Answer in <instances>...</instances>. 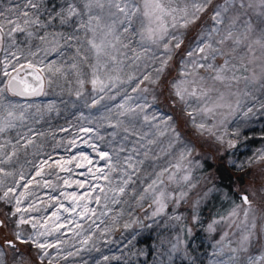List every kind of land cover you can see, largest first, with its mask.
I'll use <instances>...</instances> for the list:
<instances>
[{
    "label": "rangeland",
    "instance_id": "rangeland-1",
    "mask_svg": "<svg viewBox=\"0 0 264 264\" xmlns=\"http://www.w3.org/2000/svg\"><path fill=\"white\" fill-rule=\"evenodd\" d=\"M24 2L25 0H0V9L14 7L16 4H23ZM248 2L249 0H245V3ZM253 2L256 5L259 4V0H253ZM63 3L64 0H43V5L49 8L52 5L59 6ZM214 3L222 4L224 0H214ZM239 4L240 0H236L235 14L229 13V15L241 17V23H238V27H242L243 21L251 23L253 32L250 40L254 41L259 37L261 29H264V18L257 15L258 7L240 9ZM26 10L35 11L33 9ZM41 20L47 22L46 13L41 15ZM211 25V10H209L202 16L197 25L187 30H179L185 33V42L188 37L187 34L195 31L192 41L190 40L187 44V49H182L179 52L182 58L195 39L205 28L210 29ZM33 30L35 31V29ZM44 31V29H40L38 34H43ZM47 31L70 33L72 29L61 26L57 20L53 26H49ZM17 35L21 41H24L23 34L18 33ZM81 35H83V31H81ZM22 46L25 54H27L28 46L26 44H22ZM37 46H41L40 41H32V51H36ZM253 47L258 59L248 65L249 71L245 72L244 75L251 77L255 72L256 76L259 77L261 53L257 46L254 45ZM243 50L246 51V49ZM121 51L127 50L122 49ZM162 52L163 49H160L157 54ZM74 53L75 48L73 47L67 49L65 57L58 58L56 53L45 56L43 51L39 52L37 57L29 56L33 62L43 57L45 64L56 59L58 64H64L63 72L67 75L57 74L52 77L51 83L45 79L44 94L39 100L24 101L7 97L15 103L30 105V107L27 108V119L22 124L18 122L17 128L5 134L6 138L15 144L16 155L12 158L11 164L1 166L24 169V162H30L25 159L26 153L29 151L40 153L43 163L47 161L44 172L45 166L34 168L35 171L28 174L31 183L25 187L26 190L23 192L30 194L25 196L28 199L27 202L24 197L21 205V207H28L27 203L32 200L31 197H43L42 201L34 206L38 210L23 213L26 218L32 217L34 219L21 225L22 235L27 239L37 231H45V228L39 225L33 229L32 223L35 220H41L42 223L47 220V228L51 234L40 236L39 240L47 241L50 244L54 243L55 246L44 250L49 253V256L44 257L41 261V250L29 243L34 248L37 261L45 264H48L49 259H51L52 264H112L135 256L143 259L147 253L146 246L144 244L137 246L136 242L149 238L150 244L147 249L151 251L152 255L146 264H192L193 260L197 264H209L210 260H226L233 255L230 249L239 248L242 235L249 230L253 233V241L249 251H238L236 255L239 256L243 264H246L249 255H259L264 251V218L259 214L264 209V160L257 158L264 154V108L261 107L264 104V88H261L258 82L246 84L241 79L239 82H231V87H226L224 84L209 79L208 83L210 85L214 83L216 90L209 93L211 99L207 103L208 107L213 108V112L207 115L201 113L197 116V121L205 123L210 129V131L202 133L192 125L190 118L185 113L183 104H181L183 116H175L176 110L166 113L153 106L149 109V113H159L157 111L159 110L173 118L169 123L174 124L180 135V140L175 138L170 129L161 135L155 128H150L147 125L139 128L141 133H148L144 143L148 139H153L155 143L146 144V148L149 150L147 158L143 155L144 148H140V155L138 156L133 153L137 160H144L145 162L138 166L140 171L133 174L132 182L127 185L125 192L117 197L120 203H112L110 200L106 202L103 198L104 193L96 188L92 199L88 202L89 208L96 209L95 215L88 213L81 218V208L68 212L63 210L64 208L72 209L73 201L70 197L61 195L62 192H75L77 196H83L95 185L107 190L110 185L108 180L102 178L105 173L111 177L113 184H119L121 173L119 171L109 172L108 162L101 159L97 155V151L112 154L114 149L119 146L118 141L126 135L120 130L114 140L111 133L118 130L110 127L109 124L114 123L118 118L119 109L116 105L123 102L125 90H127V95L134 96L131 87L135 85L136 81L128 84L126 83L128 77L132 75L141 79L143 75L149 73L155 76L154 68L160 66L159 61L143 58L136 62L139 65L138 68L136 65L129 67L131 61L126 60L123 70L118 73L120 79L116 81V86L112 87L111 81H106L108 87L101 92L98 87L96 90L93 89L89 67L81 64V71L84 73L81 77H78L76 72L68 67L73 62ZM128 55L131 56L132 53L128 52ZM4 56L5 53L0 51V60ZM149 56H151L150 53ZM223 60L224 57L218 56L214 63L220 65ZM2 67L0 65V69ZM180 71V61H177L174 67L172 60L169 61L163 87H154L146 81L141 85V88L147 87L149 89L144 95L150 98L156 92H162L166 89V94L170 96L172 82L169 87L168 79L172 74L178 80L183 79L180 76ZM45 75L47 76V73ZM112 75L115 76L117 73ZM199 76L207 78L210 73L201 69ZM79 78L85 81L83 87L78 82ZM5 79L2 71H0V81ZM188 79H192V77L189 76ZM78 92L80 93L79 96L77 95ZM221 93L224 94L225 98L219 103L223 106L215 107L217 97ZM245 93L248 94L245 95ZM112 96H115V99H109ZM174 99L176 102L178 101L175 97ZM238 101L239 103H237ZM192 103L194 106H203V103L199 105L195 101ZM249 108L252 109L251 112L248 111ZM119 119H125V117H119ZM179 121L181 125H179ZM252 128L253 135H250L247 131ZM160 129L164 130L163 124L160 125ZM189 129L192 131V135L189 137L193 142L182 132ZM25 134H27V138L32 140V143L28 144L27 147H22L21 145L27 143L26 139L21 138ZM135 139V136H131L129 140L124 141L126 148L131 149L133 147L132 141ZM17 140L19 143H16ZM229 141L235 146L230 147ZM0 143H3L2 139H0ZM12 144L5 148V152L11 153L13 151ZM93 145H95L96 150L93 149ZM185 145L190 149V155L181 159V152L184 151ZM135 147L139 148L140 146L136 144ZM208 147L209 149H207ZM225 147L231 150V153L226 157L228 166L235 171L246 170L248 180H245L242 185L240 183L238 193L242 195L241 197L245 195L249 197L251 207L241 203L235 204L233 208L228 204V207H225L228 209L227 211L224 212V209H221L217 216L208 221L207 217L211 211L206 201L208 202L209 195L214 188L211 185L213 176L212 173H209L205 177V174L201 172L202 162L209 161L208 154L210 152L206 150L213 149L216 154L224 156L226 155ZM127 154V152H121L120 156L124 157ZM83 156H87L88 160H84ZM89 160L91 163L88 162ZM66 161H70V163H66ZM113 161H115V156H113ZM77 163L83 166L77 167ZM122 163L123 161H121V165ZM121 165H117V168L119 169ZM61 167L65 170L62 171ZM89 169H92V172H89ZM97 169H101V172H97ZM7 171L13 174L0 178L3 180V183H0V189L11 187L12 180L16 177L14 169ZM37 171H41L40 176L36 175ZM56 172L61 173V176L56 177ZM160 173L163 175L159 176L156 189L145 193L144 189L152 180L157 179ZM93 174L101 178L96 179ZM185 176H189L187 181L184 180ZM65 179L69 180L70 186L64 184ZM44 181L49 182L48 186H45ZM75 181L83 182L84 187L80 188ZM203 186L204 189H202ZM161 192L164 193L162 197L160 196ZM97 195L101 197L99 204L95 202ZM108 195L111 197L113 193L109 192ZM141 196L144 199H141ZM158 198L163 204V210L154 215L160 208V204L156 202ZM105 204H107L106 207H104ZM145 205L147 207H144ZM218 208L222 207L219 206ZM57 209H59L61 217L57 223H67L65 227L54 231L52 230L54 218H51V213ZM246 209L249 210L247 218L244 215ZM234 210L236 215H230ZM102 212L106 214L101 215ZM15 220L16 217H12L14 224ZM214 221H217L214 224L215 230L210 232L208 226ZM253 223H255V228L252 227ZM77 224L82 227H77ZM193 229L198 231L196 237L192 234ZM15 231L12 234L14 241ZM225 233L227 236L221 243V237H224ZM257 238H259V242ZM85 239H87V243H84ZM2 243L0 242V246H3ZM173 245L176 246V250H173ZM216 248H223V256L213 255Z\"/></svg>",
    "mask_w": 264,
    "mask_h": 264
},
{
    "label": "snow or ice",
    "instance_id": "snow-or-ice-1",
    "mask_svg": "<svg viewBox=\"0 0 264 264\" xmlns=\"http://www.w3.org/2000/svg\"><path fill=\"white\" fill-rule=\"evenodd\" d=\"M235 7L236 0H224L222 4H216L214 0H64L63 4L59 6L52 5L49 8L43 5V0H25L23 4L18 3L14 7L0 9V51L5 53L4 58L0 60V65L3 66L0 71L6 78L0 81V139L3 140V143H0V165L11 164L12 158L16 155L15 144H12V141L7 139L5 134L17 128L18 122L22 124L27 119V108L30 107V105L25 106L15 103L7 97L9 95L27 97L44 94L45 79H48L51 83L53 76L57 74L67 75L63 72L64 64H58L56 59L45 64L43 57L33 62L29 59V56L37 57L38 53L43 51L45 56L56 53L58 58L65 57L67 49L74 47L73 62L68 67L74 70L78 77L84 75L81 71V64L89 67L93 89L96 90L98 87L101 92L108 87L106 81H111L112 87L116 86V81L120 79L118 73L123 70L126 60L131 61L129 67L136 65L138 68L137 61L150 58L159 61L160 66L154 68L156 75L145 74L141 79H137L136 76L132 75L128 77L126 83L132 84L133 81H136L135 85L131 87V92L137 93V95H127V90H125L123 102L116 105L119 109L118 118L114 123L109 124L110 127L118 130L111 133L114 140L120 130L126 135L118 141L119 146L114 149L112 154L97 151V155L108 162L109 172L119 171L121 173L119 184H113L111 177L105 173L102 178L109 181L110 187L107 190L95 185L92 190L83 196H77L75 192L61 193V195L70 197L73 201L72 209L64 208L63 210L68 212L81 208V218L88 213L96 214V209L88 207V202L92 199L96 188L104 193L103 198L106 202L110 200L112 203H120L117 197L125 192L127 185L132 182L133 174L140 171L138 166L143 165L145 162L144 160H137L133 153L138 156L140 155V148H144L143 155L147 158L149 150L146 148V144L155 143L153 139H148L144 143L148 133H141L139 128L147 125L150 128H155L161 135L170 129L175 138L180 140V135L174 124L169 123L173 120L171 116L163 112L149 113V109L153 108L157 97L153 95L152 103H148V98L143 93L148 92L149 89L147 87L141 88V85L146 81L154 87H163L166 69L169 61L173 59V50L175 49L176 54H179L185 45V33L179 31L180 29L187 30L197 25L202 16L211 10V28H205L195 39L192 46L184 53V58L180 61V76L183 79L174 80L171 83V95L184 105L186 115L198 131L201 133L210 131L205 123L197 121V116L201 113L207 115L213 112V108L208 107L207 103L211 99L209 93L216 89L214 83L211 85L208 83L209 79L224 84L226 87H231V82H239L243 79L246 84L248 82H258L260 87L264 88V29H261L257 39L251 41L250 37L253 32L251 23L243 21L242 27H238V23H241V17L239 15H229ZM256 7L259 8L257 15L264 18V0H259L258 5L253 0H249L248 3H245V0H240V9ZM26 9L35 11L29 12ZM45 13L47 14V22L41 20V15ZM57 20L61 26L71 28L72 32L47 31L49 26H53ZM40 29L45 30L43 34H38ZM81 31H83V35H81ZM18 33L23 34L24 41L20 40ZM34 40H39L42 46H37L36 51H32V41ZM22 44L28 46L27 54H25ZM254 45L259 48L261 53L259 57L261 66L259 77L256 76L255 72L251 77L244 75L245 72L249 71L248 65L258 59L255 56ZM122 49L127 51H121ZM160 49H163V52L158 55ZM243 49H246V51ZM128 52H131L132 55L129 56ZM149 53L151 56H149ZM218 56L224 57L223 63L220 65L214 63ZM201 69L210 73V76L207 78L199 76V70ZM13 73L15 74L13 75ZM45 73H47V76ZM113 73H117V75L114 76ZM28 76H31V80L28 79ZM189 76L192 79H188ZM78 82L83 87L84 79L79 78ZM247 94L245 93V95ZM77 95L79 96L80 93L78 92ZM224 98V94L221 93L217 97L215 107L223 106L219 101H223ZM109 99H115V96L109 97ZM193 101L197 102L198 105L203 103V106H194ZM261 107L264 108V104ZM248 111L251 112L252 109L249 108ZM119 117H125V119H119ZM141 121L142 123H140ZM154 121L156 123H153ZM161 124L164 125V130L160 129ZM29 131L31 130L29 129ZM131 136H135L136 139L132 141L133 147L128 149L124 141L129 140ZM21 138L27 140L26 144L21 145L22 147H27L28 144L32 143V140L27 138V134ZM16 143H19V140ZM9 144H12L13 148L11 153L5 152V148ZM136 144H139L140 147H135ZM229 146L234 147L235 145L229 141ZM92 147L96 150L95 145ZM121 152H127L128 154L121 157ZM187 155H190V149L185 145L184 151L181 152V159H184ZM113 156H115V161H113ZM257 158L264 160V154ZM83 159L88 160V157L83 156ZM121 161H123L122 165ZM88 162L91 163L90 160ZM44 163H47V161ZM66 163H70V161H66ZM117 165H121L119 169ZM76 166L82 167L83 165L77 163ZM61 170L65 169L61 167ZM88 171L92 172V169ZM97 172H101V169H97ZM12 174L4 167H0V178ZM36 175L40 176L41 171H37ZM93 175L95 176V174ZM161 175L163 173L158 174L157 179L152 180L144 189L145 193L156 189ZM21 178L23 179V174H21ZM95 178L100 179L101 177L95 176ZM188 179L189 176L184 177V180L187 181ZM0 183H3L2 179H0ZM29 183L31 181L26 182L24 186L27 187ZM75 183L80 188L84 187L83 182L75 181ZM44 184L48 186L49 182L44 181ZM64 184L70 186L69 180L65 179ZM109 192L113 193L111 197L108 195ZM29 194L21 192L17 196L15 189L9 187L4 191L0 200L8 204L15 200V210L10 213V217H16L15 241H18L21 245L31 243L40 249V258L43 261L44 257L49 256V253L44 250L55 246L54 243L50 244L47 241L39 240L40 236L51 234V231L47 228V220L43 223L41 220H35L32 223L33 229H36L39 225L44 227L45 231H37L27 239L24 238L22 229H20L21 225L34 219L32 217L26 218L23 213L38 210L32 204H29L28 207H21L24 197ZM163 195L164 193L161 192L160 196ZM140 198L144 199L143 196ZM242 199L244 204L249 205L250 208L251 201L249 197L245 195ZM100 200L99 195L95 196L97 204ZM81 201L83 203H80ZM156 202L160 204V208L157 209V213H154V215L163 210V204L159 198ZM106 206L107 204L104 205V207ZM61 207L63 206L61 205ZM105 214L101 213V215ZM248 214L249 210L246 209L244 211L245 218L248 217ZM230 215H236L235 210ZM51 218H54L52 230L58 231L66 226L67 222L57 223L61 219L59 209L51 213ZM215 223L217 221L208 226L210 232L215 230ZM7 226L5 221L0 220V227ZM77 227L82 226L77 224ZM252 227L255 228V223ZM226 236L227 233L224 237H221V243ZM257 240L259 242V238ZM252 241L253 233L249 230L242 235L239 248L230 249L233 255L226 260H210L209 264H243L236 253L238 251L248 252ZM84 243H87V239L84 240ZM173 250H176L175 245H173ZM223 254V248H216L213 252V255L217 257L223 256ZM69 255H72V253H69ZM0 264H30V256L21 251L13 240H5L3 246H0ZM48 264H52L51 259H49ZM192 264H197V262L193 260ZM246 264H264V251L259 255H249Z\"/></svg>",
    "mask_w": 264,
    "mask_h": 264
},
{
    "label": "trees",
    "instance_id": "trees-1",
    "mask_svg": "<svg viewBox=\"0 0 264 264\" xmlns=\"http://www.w3.org/2000/svg\"><path fill=\"white\" fill-rule=\"evenodd\" d=\"M13 5V4H11ZM232 15L235 14V10H232L230 12ZM199 28V27H198ZM195 31L193 30L192 32H190V34H187L188 37L186 39L185 45L183 46L182 49H187V44L190 42V40L192 41V37L194 35ZM181 49V50H182ZM173 59H172V66L174 67V64L177 61H181L182 57L179 54H176V50H173ZM230 74V73H229ZM177 81L178 78H175L173 76V74L171 75V77L168 79V83H169V87H170V83L173 81ZM166 89L163 90V94H161V92H156L155 96L157 97V100L154 104V107L160 109V111H164L166 113H169V111L171 110H176L175 111V116H183L182 112H181V102L179 101H175L174 97L171 95L168 96L166 94ZM134 96L137 95V93H133ZM144 95V93H143ZM10 98H14L11 96H8ZM153 97V96H152ZM152 97L148 98V103H152ZM16 99V98H14ZM40 98L37 99H32V100H39ZM18 100V99H16ZM29 101V100H26ZM157 110V109H156ZM158 112H160L159 110H157ZM52 114V113H51ZM72 117V116H70ZM184 118V117H183ZM185 120V118H184ZM68 122V121H67ZM179 125H181L180 121H179ZM179 130V129H178ZM45 132V131H44ZM183 133L186 134L187 137L192 135V131L189 129L188 131H182ZM247 133H249L250 135H253V128L248 130ZM190 139V137H189ZM191 140V139H190ZM192 141V140H191ZM193 142V141H192ZM254 144V141H253ZM209 149V147L207 148ZM226 150V155L221 156L220 154H216L213 149L212 150H206L208 152H210L209 155V161L205 160L202 162V167H201V172L205 174V177L209 174L212 173V180H211V185L213 188V191L211 192V194L209 195V200L208 202L206 201V204H209L210 206V211L209 212V216L207 217V220H211L213 217L218 215V211H220L221 209H224V212L227 211L228 209L225 207H228V204L231 205V207L234 208L235 204H244V202L242 201V195H239L238 193V188L243 184V182L245 180H248V175L246 173V170L241 169L239 171H235L233 170L230 166H228L227 164V158L228 155L231 153V150L227 147H225ZM25 159L29 160L30 162H24V169H17L16 167H12V168H5L6 170L8 169H14L15 170V176L14 179L12 180L11 183V187L15 189V194L18 196L21 192L25 191V184L26 182L29 181V173H33L35 171L34 168L37 167H44L43 172L46 170V166L47 163L44 165L43 163V159H41V155L40 153H33L32 151H29L28 153H26ZM0 167H2L0 165ZM195 170V169H194ZM21 174H23V179L21 178ZM195 175V174H193ZM56 177H60L61 173H55ZM58 179V178H56ZM28 186V184H27ZM9 187H5L3 189H0V197L2 196V194L4 193V191H6ZM205 187L203 186L202 189H204ZM32 200L29 201V203H27V205L32 204L34 206H36L38 203H40L43 199V197H31ZM25 200L27 202L28 199ZM14 205H15V200L12 201L11 204L5 203L3 200L0 201V220L5 221V223L8 225L7 227H0V242H3L5 240H13V232L16 230V225L13 223L12 221V217H10V212L12 210H14ZM246 205V204H244ZM222 207V208H218V207ZM144 207H147V205H145ZM215 208H218L217 210H215ZM259 214L264 218V209H262ZM208 215V214H206ZM25 226V225H24ZM22 228V226H20V229ZM261 228V227H260ZM192 234L196 237L198 235V231H195L193 229ZM17 242V247L21 249V251L26 252L29 256H30V264H45L44 262H38L35 255H34V251H33V247L31 244H24L21 245L19 244L18 241H14ZM2 243V245H3ZM137 246L139 245H145L146 246V255L143 259H141L140 257H130L127 259H123L121 261L118 262H114L112 264H146L148 262V260H150L151 258V251H149L147 249V246L150 244V239L149 238H145L144 240H140L137 241ZM182 264H190V263H182Z\"/></svg>",
    "mask_w": 264,
    "mask_h": 264
},
{
    "label": "water",
    "instance_id": "water-1",
    "mask_svg": "<svg viewBox=\"0 0 264 264\" xmlns=\"http://www.w3.org/2000/svg\"><path fill=\"white\" fill-rule=\"evenodd\" d=\"M15 73H13L14 75ZM22 75L24 74L23 72L21 73ZM28 79L31 80V76H28ZM43 89H44V86H43ZM42 95V94H41ZM41 95H36V96H27V97H17V96H13V97H16L18 99H22V100H28V99H35V98H38L40 97Z\"/></svg>",
    "mask_w": 264,
    "mask_h": 264
}]
</instances>
